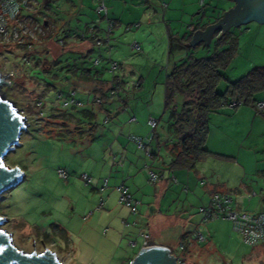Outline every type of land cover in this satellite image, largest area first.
Instances as JSON below:
<instances>
[{"label": "rangeland", "instance_id": "rangeland-1", "mask_svg": "<svg viewBox=\"0 0 264 264\" xmlns=\"http://www.w3.org/2000/svg\"><path fill=\"white\" fill-rule=\"evenodd\" d=\"M34 1L35 19L47 28V38L35 44L32 51L0 48V73L3 77L12 76L10 87L0 84V94L13 103L25 119L27 129L19 146L4 159L6 166L18 168L24 174L22 183L0 198V216L8 221L3 229L11 234L13 245L27 254L49 250L62 264H127L135 258L143 245L141 236L147 233L149 243L168 247L180 264H264V243L248 246L233 230L232 222L222 218L203 222L200 214V209L209 204V188H223L243 211L264 212V113L254 108L256 102L264 101V90L254 96L252 106L231 109L227 105L209 116L214 153L208 150L209 155L194 170L174 171L178 183H171L167 189L168 196L161 205H165L161 209L163 215H157L161 219L157 222L159 226H153L149 232L137 221L143 216L139 212L148 205L142 202L136 189H148L153 194L157 185L146 183V179L141 181L137 175L146 178L141 172L146 171L145 165L156 174L161 170L168 173L170 160L161 146L158 163L152 162L129 138L150 137L147 121L152 119L157 122L154 131L157 141L158 138L168 144L173 141L168 131L169 115L163 109L166 76L188 56L208 58L217 49L216 39L208 45L185 49L188 44L167 36L166 26L173 23L178 30L184 29L183 24H189L203 12L205 21L214 22L218 15L230 10L231 3L176 0L169 7L172 16L169 19L168 14L165 17L167 8L162 0H148L150 8L144 4L145 0H112L111 3L121 7L120 11L123 3L127 4L125 18L121 17L120 26L112 28L109 37L112 49L104 43L106 36L95 34L103 43L92 46V53L83 58L81 52L75 54V47L61 51L56 46L67 34H87L88 27L82 24L78 11L81 2L97 19L105 20L100 29L107 31L106 17L96 14L95 5H91L93 0ZM164 2L170 5L168 0ZM131 22L141 27H128ZM153 24L157 32L139 37L141 31ZM126 26L130 28L128 31ZM229 33L237 50L229 68L221 72L222 80L216 90L219 94L225 92L228 82L240 79L254 68H264V24L251 21L230 28ZM136 41L141 48L138 52L130 49ZM49 48L50 55L41 56ZM181 53L182 57L174 59ZM53 59L58 63L53 65ZM95 60L99 61L98 66H93ZM109 61L120 65L113 74L109 72ZM86 74L94 81L82 80ZM100 79L107 85L100 86ZM113 79L120 87L117 98L122 102L102 105L100 111L91 104L92 95L79 90L75 100L81 106L62 107L68 89H77L82 84L84 90L100 87L105 93ZM60 93L63 100L58 98ZM175 100L176 104L183 102L179 96ZM82 110H92L96 116L98 130L92 142L88 141L91 125L82 118ZM133 117L135 121L130 122ZM205 147L207 150L210 145ZM130 157L135 164L139 163L135 171L139 185L135 190V183L131 185L128 179ZM60 170L65 173L64 178L59 176ZM180 173L188 175L189 182L182 180V184ZM83 175L91 183L86 184ZM200 182L207 185L202 187ZM121 185L142 202L135 214L119 203L117 188ZM169 191L175 195L174 202L169 200ZM199 234L204 236V242L198 241Z\"/></svg>", "mask_w": 264, "mask_h": 264}, {"label": "trees", "instance_id": "trees-1", "mask_svg": "<svg viewBox=\"0 0 264 264\" xmlns=\"http://www.w3.org/2000/svg\"><path fill=\"white\" fill-rule=\"evenodd\" d=\"M112 25L114 24L112 23ZM88 29L89 28H87L86 31ZM94 34H96L95 29ZM61 40L63 44L60 47L56 46L57 48H61L62 50H60L64 51L65 48L71 50L75 47V54L81 52L80 55H82L83 58L88 57L92 53V46H96L91 36H88L86 40H84L86 44L77 38H72L71 34L63 36ZM75 41H79V43ZM215 42L217 49L210 57L195 59L192 56H188L187 60H183L176 64L172 71L166 76L164 82L163 109L164 112H168V131L173 138V141L169 142V145H171L169 149V156L171 157L170 170H194L195 165L209 155L205 145L209 132V116L211 114L217 113L232 102L244 106H252L254 103V96L264 90V68H254L240 79L234 82H228L227 88L223 94L217 93V87L222 80L221 72L229 68L236 54L237 44L229 32L220 34ZM83 45L88 47L82 49V47H84ZM23 46H27V44ZM140 49L139 46V51ZM48 51L51 52V49H44L41 56L50 55ZM42 60L47 62L46 59ZM53 61V65L58 63L56 59H53ZM40 62L41 60L39 63ZM82 76H84L82 80L86 79L89 82L94 81L88 74H86V77L85 75ZM111 82L110 85L112 84L115 86L117 84L114 79ZM107 83L108 82L99 81L100 86L107 85ZM70 90L71 89H68V91ZM101 90L102 89L99 87L91 90L95 94L93 98L100 97L102 101L99 105L95 104L93 98L91 101V104L97 105L100 111L103 110L102 105H106L105 102L107 100L106 92L104 93ZM177 96L183 98L181 104H176L175 98ZM118 99L120 98H117V100ZM105 113L107 119H109L110 115L107 112ZM81 116L91 125V136L88 141L92 142L94 139L93 136L98 130V126L95 122L96 116L92 110H82ZM156 144L158 147L161 146L158 144L157 138ZM151 157L155 159L157 154L153 153ZM150 245L154 244L150 243Z\"/></svg>", "mask_w": 264, "mask_h": 264}, {"label": "built area", "instance_id": "built-area-1", "mask_svg": "<svg viewBox=\"0 0 264 264\" xmlns=\"http://www.w3.org/2000/svg\"><path fill=\"white\" fill-rule=\"evenodd\" d=\"M108 0H93V4L96 7V14L101 16L102 14L106 17L107 8L105 6V2ZM34 2V3H33ZM36 5L34 0H0V48L6 47H16L27 49L28 51H32L35 44H40L42 40L47 38V28L45 25H42L35 19L36 9L34 6ZM113 28L112 23H107V31H106V39L105 45L108 46L109 50L112 49L110 46L111 39L109 38L111 30ZM85 33H79L77 35H71L73 38H77L81 41L86 40L88 36L93 38V41L96 46H100L103 40H100L95 36L94 29L89 28ZM27 44V46H23ZM59 46H62L63 41L60 39L58 41ZM131 51H139V46L137 43H133L130 46ZM28 58V57H27ZM26 60V58L24 59ZM109 67V72L111 74L115 73L119 68V64L117 62H111ZM99 61L95 60L93 66H98ZM0 80L4 86L10 87L11 80L10 77H3L0 73ZM112 83V82H111ZM120 90V87L117 85H110V90L106 92V99L112 100L117 98V91ZM76 90L68 91V97L64 99L62 93L59 94L58 98L63 100L62 107H79L81 103L75 100ZM95 104H101L100 97H94ZM41 106V103L37 104ZM240 104L236 102L230 103L228 106L231 109H235ZM254 108L258 113H264V101L256 102L254 104ZM134 117L130 119V122H134ZM147 126L151 129V136L145 139L131 136L129 140L136 145V148L142 151L145 156L149 159H152V154L156 153L157 155L160 152V147L156 144V135L155 129L157 126V122L149 119L147 121ZM155 143V146L153 145ZM148 178L149 183H157L161 178L159 173H154L150 166H144ZM60 177L64 178L65 173L63 171H58ZM82 180L89 184L91 183L90 179L86 176H82ZM204 183L201 182V185ZM104 188H107V180L104 181ZM117 192L119 193V203L125 207H127L130 213L135 214L137 212V207L139 203L133 199L128 189L121 185L117 188ZM254 196V194H252ZM200 214L202 216L203 222L210 221L213 219H226L232 222L233 230L241 236V239L244 244L248 246H256L264 243V212L260 213H245L239 212L234 209L233 199L230 195L220 192H214L210 196V201L207 207L200 209ZM143 245L140 249H147L154 247L156 245H150L149 243V235L144 233L142 236ZM198 241L204 242V236L202 234L198 235ZM134 246V244H131ZM168 248V247H167ZM169 249V248H168ZM170 254L171 250L169 249ZM174 256V255H173ZM175 257V256H174ZM133 260H129L127 264H132ZM176 263L180 264V262L176 258Z\"/></svg>", "mask_w": 264, "mask_h": 264}, {"label": "water", "instance_id": "water-1", "mask_svg": "<svg viewBox=\"0 0 264 264\" xmlns=\"http://www.w3.org/2000/svg\"><path fill=\"white\" fill-rule=\"evenodd\" d=\"M238 6L226 12L222 19L209 26L204 33L197 31L189 43L194 46L200 41L208 45L214 30L227 31L231 27L255 21L264 24V0H236ZM240 5L243 6L240 10ZM0 84L2 81L0 80ZM26 129L25 119L14 108L13 103L0 94V198L15 189L24 179L18 168L5 165L6 155L19 146V140ZM7 219L0 216V264H62L57 255L49 250L42 253H24L13 245L12 236L3 226ZM132 264H177L176 257L170 254L167 247L154 246L140 249Z\"/></svg>", "mask_w": 264, "mask_h": 264}, {"label": "crops", "instance_id": "crops-1", "mask_svg": "<svg viewBox=\"0 0 264 264\" xmlns=\"http://www.w3.org/2000/svg\"><path fill=\"white\" fill-rule=\"evenodd\" d=\"M111 1L112 0H108V1L105 2V6L107 8V15H106V18L105 19H106V23L112 22L114 24L113 25V30L114 29L116 30L120 26V24H121V22H120L121 17L122 16L124 17L123 14L124 13H127V10H126L127 4L123 3V5H124L123 10L120 11L121 7L118 4H116V3H111ZM168 1L170 3L169 6L167 4H165L164 0H162L163 6L165 8H167L166 9V12H165V17L168 14L167 17H169V19H172V16H170L169 7H172V5H174L176 3L175 2L176 0H168ZM228 1L231 3L230 6H229V7H231L230 10H232V9H234V8H236L238 6V2L236 0H228ZM107 2H109L108 6H107ZM144 4L145 5L147 4L148 5V8L151 7V4H150V2H148V0H145V3ZM202 4H203V1H200V5H202ZM91 5H94V4L92 3ZM143 7H144V5H143ZM242 8H243V6L240 5V10H242ZM86 9H88V8H86L85 6H83V2H81L80 5H79V8H78V11H80V14H81V17H82V21H81L82 24H84L86 26V28L87 27L89 28V25H92V27L94 26L93 29L96 30V34H98L100 36L102 34V38L103 37L105 38V36H107L106 32H104L103 30L100 29V27H104L105 20L99 19V18L97 19V17H95V15H93V13L91 11L89 12ZM184 10H185V8H184ZM230 10H227V11L226 10H223V11L228 12ZM118 12H119V14H118ZM154 12H155V10H154ZM226 12H224V13H226ZM186 15H188V14H185V16ZM205 17H206V14H205V12H203L202 15L200 17H198L197 19H191V22L189 24H188V22H186L185 24H183V25H185V28L184 29L181 28L180 30H178V28L176 27V24L169 23L170 25L169 26L168 25L166 26V28H167V36L169 38H171L172 41H173V39H177L181 44H184V45L185 44H188V45H185L184 46L185 49H189L190 47L200 46V45L204 44V41H200L197 44H195L194 46L190 45L189 43L192 41L193 35L197 31H199L201 33H204L209 26L215 25L217 22H219L222 19L223 16H221V15L219 16L218 15V18H215L216 20L214 22H212L210 20L205 21V19H204ZM78 22L81 23L80 21H78ZM148 24H150V23L148 22ZM130 25H132V26L134 25L133 27L135 29H139L141 27V26H138L139 24L134 23V22H131V24H129L128 27H130ZM128 27L126 26L125 31H128L130 29ZM154 28H155V30H153ZM157 30H158V28H157ZM157 30H156V27H155L154 24L153 25H149L146 30L141 31V35H139V37H142L143 38V36H146L147 35V32L153 33L152 31L157 32ZM112 32L110 33L109 36H111ZM225 32H229V30H227V31H221V30H218L217 31V30H214L213 33L211 34L210 42L213 39H216L218 36H220V34L225 33ZM75 42L76 43H79V41L78 42L75 41ZM83 43L86 44V42H84V41H83ZM135 43H137L140 46V44L137 41ZM87 47L88 46H86V47L84 46V47H82V49H86ZM183 55H184V53L178 54L174 59L180 58ZM98 81H102V80L100 79ZM84 89H86V87L84 85H82V84L81 85H78V87L76 89V92H78L79 90H82L84 93L87 92V93H89V95H92V97H93V95H95L94 92H92L90 90L89 91L88 90H84ZM119 102H122V101L120 99L117 100V98H114L112 100H106L105 103H106V105H113V104H117ZM125 104L126 103L123 102V105H125ZM208 126H210V125L208 124ZM157 142H158V144H160L161 146H163L165 148L166 153H167V155L169 157V160H170L171 157L169 156V149H170V146L171 145H169L164 140L163 141H160L159 138H158V141ZM208 144L210 145V148L207 149V151L209 150L210 153H214V152H212L213 151L212 150L213 148L211 147L212 145H214V142H213L212 137H211V129H210V127H209V132H208V136H207V140H206V145L205 146H208ZM161 146H159V147H161ZM159 158L160 157L157 155V157L155 159H152L151 161L154 162V163H156V162L158 163ZM135 163H136L135 159L133 157H130V159L128 161V164H129V167H128V179H129L130 182H132L131 185L133 183H135L133 185L134 190H135L136 186L139 185L138 177H135V171H136V168L138 167V164L139 163L138 162H137V164H135ZM181 170H186V169L170 170V168H169V170H167L168 173H165L164 170H161V171L158 170V172L160 171L159 172V175H160L161 178L159 179V181L157 183H154L153 184V185H156L157 184L154 187L153 194H152L151 191H148V189H143V190H142V188L141 189H138V188L136 189L137 193L142 198V202L143 203H146L148 205L147 207H144L143 210H141L139 212V214H138V215H143V216H141V217L139 216L137 218V221H140L139 223H141L142 225H144L145 228L147 229V231L150 232V229L153 226L154 227L155 226H159L157 224V222L159 223L161 219L157 215H163L161 213V209H163L164 206H165L164 205L163 207H161V205L165 203V202H163L164 201L163 199L168 196L167 189L171 186V183L172 184H177L178 183L177 182V179L174 176V171H181ZM187 171H191V170H187ZM141 172L145 173L146 178L145 177H142L141 178L140 175H137V176H139V179L141 181L143 179L144 180L146 179L145 180L146 183L150 184L148 182V178H147L146 172H144V171H141ZM182 175H184V174H181L180 175L181 176L180 177L181 178V180H180L181 183L183 184L182 180H187V179H188V182H189V178L190 177L188 175H184V176H182ZM170 176L172 178H170ZM133 177H135L134 180H133ZM197 178L199 180L202 179L199 175H197ZM200 184H201V182H200ZM206 185H207V183L203 184L202 187H205ZM128 191H129V189H128ZM182 191L183 192H187V189H182ZM214 192H220V193L228 194L223 188H209L208 189V198L209 199H210L211 194L214 193ZM170 193H171L170 194L171 196L169 197V200L171 198V200L174 202L175 195L172 194V192H170ZM131 196L133 197L132 194H131ZM254 196H255V194H254ZM134 197H136V196H134ZM134 197H133V199H135ZM136 201L139 203L138 206H140L142 202H139L138 200H136ZM233 205H234V209L236 211L249 213L247 211L241 210L240 204L238 202L234 201V200H233ZM168 209H170V208H168ZM258 213H260V212H258ZM253 214H255V213H253ZM164 247H166V246H164Z\"/></svg>", "mask_w": 264, "mask_h": 264}, {"label": "snow or ice", "instance_id": "snow-or-ice-1", "mask_svg": "<svg viewBox=\"0 0 264 264\" xmlns=\"http://www.w3.org/2000/svg\"><path fill=\"white\" fill-rule=\"evenodd\" d=\"M0 167H2V166H0Z\"/></svg>", "mask_w": 264, "mask_h": 264}]
</instances>
